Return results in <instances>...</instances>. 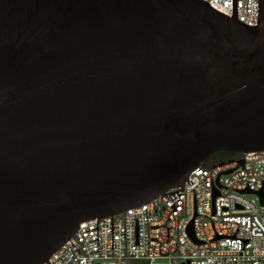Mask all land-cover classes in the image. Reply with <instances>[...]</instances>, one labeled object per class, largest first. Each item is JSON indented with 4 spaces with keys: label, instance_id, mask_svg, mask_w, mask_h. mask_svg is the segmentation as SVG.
<instances>
[{
    "label": "water",
    "instance_id": "95a60500",
    "mask_svg": "<svg viewBox=\"0 0 264 264\" xmlns=\"http://www.w3.org/2000/svg\"><path fill=\"white\" fill-rule=\"evenodd\" d=\"M209 5L0 0V264H49L93 219L98 249L108 216L113 251L112 216L264 151V0L255 27Z\"/></svg>",
    "mask_w": 264,
    "mask_h": 264
},
{
    "label": "built area",
    "instance_id": "2783aa9c",
    "mask_svg": "<svg viewBox=\"0 0 264 264\" xmlns=\"http://www.w3.org/2000/svg\"><path fill=\"white\" fill-rule=\"evenodd\" d=\"M232 16V0H202ZM258 0H237V20L257 24ZM192 171L172 202L164 195L123 214L81 223L73 237L53 253L49 264H264V151ZM232 170L231 173L225 174ZM248 191L249 193H244ZM257 197L248 201L244 195ZM192 228L193 239L188 235ZM94 229V230H93ZM95 240V241H94ZM73 247H72V246ZM98 252V253H96ZM46 264V263H44Z\"/></svg>",
    "mask_w": 264,
    "mask_h": 264
},
{
    "label": "trees",
    "instance_id": "16d2710c",
    "mask_svg": "<svg viewBox=\"0 0 264 264\" xmlns=\"http://www.w3.org/2000/svg\"><path fill=\"white\" fill-rule=\"evenodd\" d=\"M240 158H242L241 154L231 153V152H217L213 154L208 161L203 162L201 164V167L205 169H209L215 165L237 161Z\"/></svg>",
    "mask_w": 264,
    "mask_h": 264
},
{
    "label": "rangeland",
    "instance_id": "374dc122",
    "mask_svg": "<svg viewBox=\"0 0 264 264\" xmlns=\"http://www.w3.org/2000/svg\"><path fill=\"white\" fill-rule=\"evenodd\" d=\"M244 198L247 199L248 201H255L256 206L258 207V204L256 202L257 197L255 195L246 194V195H244Z\"/></svg>",
    "mask_w": 264,
    "mask_h": 264
}]
</instances>
